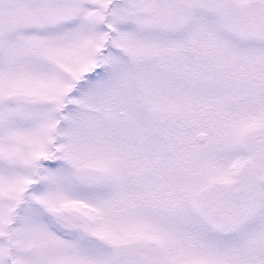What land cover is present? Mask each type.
Here are the masks:
<instances>
[{
  "label": "snow or ice",
  "instance_id": "1",
  "mask_svg": "<svg viewBox=\"0 0 264 264\" xmlns=\"http://www.w3.org/2000/svg\"><path fill=\"white\" fill-rule=\"evenodd\" d=\"M0 264H264V0H0Z\"/></svg>",
  "mask_w": 264,
  "mask_h": 264
}]
</instances>
